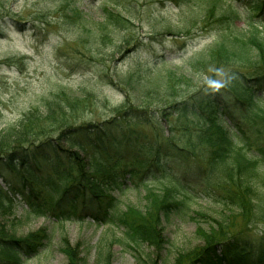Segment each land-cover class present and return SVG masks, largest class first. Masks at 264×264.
I'll return each mask as SVG.
<instances>
[{"label": "trees", "instance_id": "1", "mask_svg": "<svg viewBox=\"0 0 264 264\" xmlns=\"http://www.w3.org/2000/svg\"><path fill=\"white\" fill-rule=\"evenodd\" d=\"M11 1L0 0V8ZM222 3L211 0L204 23L210 24L218 7L221 20L234 23L239 7ZM248 9L246 20L252 23L264 11V0H253ZM108 11L104 28L113 21ZM235 40L219 43L190 63L196 70L180 82L194 78L193 89L180 97L164 78L167 71L146 76L140 84L136 74L130 75L125 84L145 85V93L136 103L126 93L114 115L100 121H83L86 101L78 96L62 91L45 99L43 112L29 110L2 134L0 179L23 197L28 216H86L120 226L129 242L156 249L167 242L163 218L188 209L190 186L199 187L204 198L223 202L230 213L195 212L210 221V229L198 227L202 244L177 252L171 264H264V229L254 238L242 236L232 229L231 214L248 216V224L264 222V110L259 107L264 34L257 31ZM209 67L212 72L206 73ZM152 93L162 95L155 107L144 99ZM14 179L24 188L11 186ZM153 181L159 186H150ZM132 187L143 188L144 207L119 208L112 193ZM12 214L11 201L0 188V264H21L50 242L45 230L17 237L14 222L20 221L6 222ZM61 251L67 264H79L75 249L65 241Z\"/></svg>", "mask_w": 264, "mask_h": 264}, {"label": "rangeland", "instance_id": "2", "mask_svg": "<svg viewBox=\"0 0 264 264\" xmlns=\"http://www.w3.org/2000/svg\"><path fill=\"white\" fill-rule=\"evenodd\" d=\"M252 1L223 0L222 4L241 10L230 26L219 17V7L210 17V24L203 22L211 0H12L4 3L0 8V138L7 129L18 125L29 110L43 112L45 99L62 91L86 101L81 110L84 122L108 119L124 102L126 93L134 103L137 96L145 93V85L136 88L125 84V79L132 74H136L134 77L140 84L146 76L171 71L164 78L182 96L193 89L194 78L187 80L190 82L187 84L180 82L196 70L190 66L193 60L219 43H237V37L245 38L257 31L264 34V11L252 23L246 20ZM106 9L113 21L104 28ZM212 68L205 72H212ZM221 72L222 69L216 70L217 75ZM262 98L259 107L264 110V93ZM144 99L152 104L149 107H155L162 95L152 93ZM170 168L173 172L176 169ZM22 184L18 179L11 182L17 188H24ZM159 184L153 181L149 185ZM0 188L13 209L6 222L20 221L14 222L17 237L42 230L50 235V242L21 264H67L61 241L75 249L79 264H99L103 257L104 264H171L177 252L202 244L198 227L210 229V221L195 212L230 213L223 202L209 201L199 187L190 186L189 208L163 218L167 242L156 249L146 243L133 244L126 240L122 227L99 224L89 217L78 221L28 216L23 197L9 190L1 179ZM143 191L142 187H132L112 194L118 198L119 208L129 204L143 208ZM238 212L231 213L234 231L253 238L257 232H263V221L248 224V216L242 217Z\"/></svg>", "mask_w": 264, "mask_h": 264}]
</instances>
